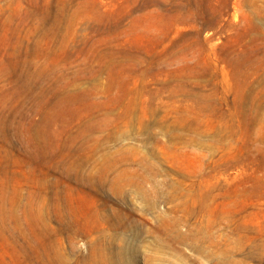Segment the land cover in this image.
<instances>
[{"label":"rangeland","instance_id":"rangeland-1","mask_svg":"<svg viewBox=\"0 0 264 264\" xmlns=\"http://www.w3.org/2000/svg\"><path fill=\"white\" fill-rule=\"evenodd\" d=\"M0 264H264V0H0Z\"/></svg>","mask_w":264,"mask_h":264}]
</instances>
